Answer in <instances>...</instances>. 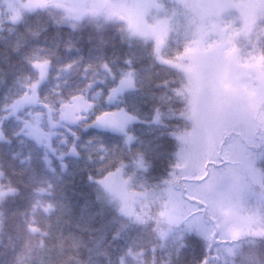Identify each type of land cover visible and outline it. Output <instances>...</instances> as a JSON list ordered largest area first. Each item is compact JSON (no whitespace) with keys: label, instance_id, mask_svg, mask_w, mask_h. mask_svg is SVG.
I'll use <instances>...</instances> for the list:
<instances>
[{"label":"snow or ice","instance_id":"snow-or-ice-1","mask_svg":"<svg viewBox=\"0 0 264 264\" xmlns=\"http://www.w3.org/2000/svg\"><path fill=\"white\" fill-rule=\"evenodd\" d=\"M0 43V264H264V0H0Z\"/></svg>","mask_w":264,"mask_h":264},{"label":"trees","instance_id":"trees-1","mask_svg":"<svg viewBox=\"0 0 264 264\" xmlns=\"http://www.w3.org/2000/svg\"><path fill=\"white\" fill-rule=\"evenodd\" d=\"M0 49H3V44L2 43H0ZM3 55H5V52L0 50V57H2ZM0 64H2V61H0ZM10 84H11V77H8L6 82L0 83V92L6 90ZM16 147H18V146H14V148H16ZM26 151L27 150L25 149V152ZM184 251L187 254L185 258L186 259H191V253H192L191 248L185 249Z\"/></svg>","mask_w":264,"mask_h":264}]
</instances>
